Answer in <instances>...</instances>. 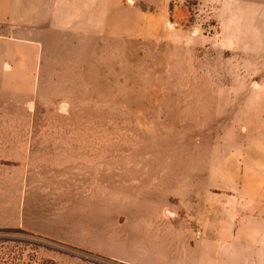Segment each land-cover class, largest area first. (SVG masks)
<instances>
[{"label":"rangeland","instance_id":"1","mask_svg":"<svg viewBox=\"0 0 264 264\" xmlns=\"http://www.w3.org/2000/svg\"><path fill=\"white\" fill-rule=\"evenodd\" d=\"M12 19L40 47L29 95L0 99V264H164L170 216L264 186V0H14Z\"/></svg>","mask_w":264,"mask_h":264},{"label":"crops","instance_id":"2","mask_svg":"<svg viewBox=\"0 0 264 264\" xmlns=\"http://www.w3.org/2000/svg\"><path fill=\"white\" fill-rule=\"evenodd\" d=\"M13 6L14 0H0V24L27 28L13 23ZM39 47L38 40L25 39L12 30L0 32V99L29 95ZM237 188L233 199L201 196L195 213L165 221L164 264H264V186L255 188L249 199ZM195 230H200L198 238Z\"/></svg>","mask_w":264,"mask_h":264},{"label":"built area","instance_id":"3","mask_svg":"<svg viewBox=\"0 0 264 264\" xmlns=\"http://www.w3.org/2000/svg\"><path fill=\"white\" fill-rule=\"evenodd\" d=\"M195 236L198 238L200 236V230H195Z\"/></svg>","mask_w":264,"mask_h":264}]
</instances>
